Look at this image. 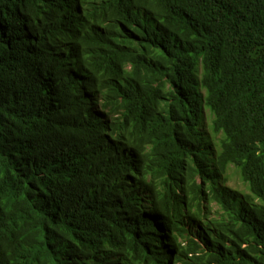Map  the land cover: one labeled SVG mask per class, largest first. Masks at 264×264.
I'll return each mask as SVG.
<instances>
[{
  "label": "trees",
  "instance_id": "16d2710c",
  "mask_svg": "<svg viewBox=\"0 0 264 264\" xmlns=\"http://www.w3.org/2000/svg\"><path fill=\"white\" fill-rule=\"evenodd\" d=\"M0 264H264V0H0Z\"/></svg>",
  "mask_w": 264,
  "mask_h": 264
},
{
  "label": "rangeland",
  "instance_id": "374dc122",
  "mask_svg": "<svg viewBox=\"0 0 264 264\" xmlns=\"http://www.w3.org/2000/svg\"><path fill=\"white\" fill-rule=\"evenodd\" d=\"M203 128L204 130L209 133L211 136H212V139H213V142L215 144H218L219 143V140H220V137L221 135L218 134V135H212L211 133V130H210V116L208 114V112L206 111L205 113V121L203 123ZM232 187H234L235 189H240V190H244V186L241 184V181L238 179L237 176H234L230 183H229Z\"/></svg>",
  "mask_w": 264,
  "mask_h": 264
}]
</instances>
